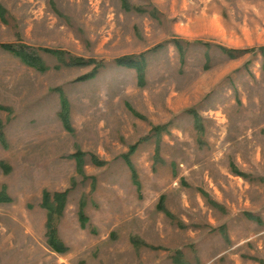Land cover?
<instances>
[{
    "label": "rangeland",
    "instance_id": "374dc122",
    "mask_svg": "<svg viewBox=\"0 0 264 264\" xmlns=\"http://www.w3.org/2000/svg\"><path fill=\"white\" fill-rule=\"evenodd\" d=\"M0 194V264H264V0H0Z\"/></svg>",
    "mask_w": 264,
    "mask_h": 264
},
{
    "label": "trees",
    "instance_id": "16d2710c",
    "mask_svg": "<svg viewBox=\"0 0 264 264\" xmlns=\"http://www.w3.org/2000/svg\"><path fill=\"white\" fill-rule=\"evenodd\" d=\"M3 47L5 49L9 50L13 55L17 56L24 63H26V64H28L30 66L37 67L40 64H42L41 58L39 56L27 52L26 50H24L23 47L14 48L11 45H4ZM44 51H47V52H49L51 54H54V55H61V52L54 51V50H47V49H45ZM118 63L119 64H122V65H125L127 67L134 68L138 72V77L139 78H141L143 76V66H142L141 63H138L136 61H133L130 58L121 59ZM63 106H64V104H63ZM46 198H47V194H45V200H46ZM4 199L5 198H4L3 194H0V200H4ZM45 207L48 210V221L51 222L55 210L52 207V205H50V204H45ZM49 243H50L51 247L54 250L61 251L60 250L61 248L58 246L57 240L55 239V235H54V232H53L52 229L49 232Z\"/></svg>",
    "mask_w": 264,
    "mask_h": 264
}]
</instances>
